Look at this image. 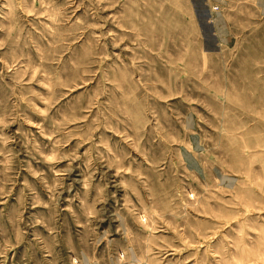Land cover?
Returning <instances> with one entry per match:
<instances>
[{
	"label": "rangeland",
	"instance_id": "374dc122",
	"mask_svg": "<svg viewBox=\"0 0 264 264\" xmlns=\"http://www.w3.org/2000/svg\"><path fill=\"white\" fill-rule=\"evenodd\" d=\"M0 264H264V0H0Z\"/></svg>",
	"mask_w": 264,
	"mask_h": 264
}]
</instances>
